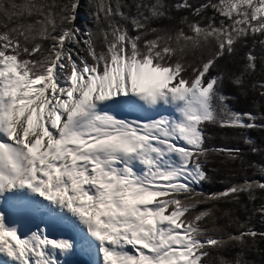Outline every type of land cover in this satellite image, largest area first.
<instances>
[{
  "label": "snow or ice",
  "instance_id": "obj_1",
  "mask_svg": "<svg viewBox=\"0 0 264 264\" xmlns=\"http://www.w3.org/2000/svg\"><path fill=\"white\" fill-rule=\"evenodd\" d=\"M79 255L264 264V0H0V264Z\"/></svg>",
  "mask_w": 264,
  "mask_h": 264
},
{
  "label": "trees",
  "instance_id": "obj_2",
  "mask_svg": "<svg viewBox=\"0 0 264 264\" xmlns=\"http://www.w3.org/2000/svg\"><path fill=\"white\" fill-rule=\"evenodd\" d=\"M238 107H242L244 108L245 110H248L250 108V105H248L246 102H242ZM252 135H258L257 133H252ZM216 143H219V141H216ZM254 159H258V158H255ZM221 180V177L217 176V177H214V180H213V183L211 184H205V189H208V188H212L213 190H215L216 188L220 187V183L219 181ZM254 224L257 228H260L261 227V224H260V218L257 216L254 218Z\"/></svg>",
  "mask_w": 264,
  "mask_h": 264
},
{
  "label": "bare ground",
  "instance_id": "obj_3",
  "mask_svg": "<svg viewBox=\"0 0 264 264\" xmlns=\"http://www.w3.org/2000/svg\"><path fill=\"white\" fill-rule=\"evenodd\" d=\"M76 264H89V257H87L86 255L77 256Z\"/></svg>",
  "mask_w": 264,
  "mask_h": 264
}]
</instances>
